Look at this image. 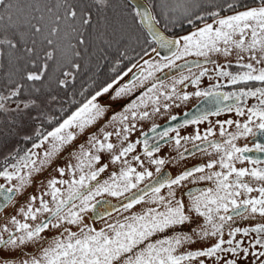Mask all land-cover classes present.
Segmentation results:
<instances>
[{"label": "snow or ice", "instance_id": "1", "mask_svg": "<svg viewBox=\"0 0 264 264\" xmlns=\"http://www.w3.org/2000/svg\"><path fill=\"white\" fill-rule=\"evenodd\" d=\"M222 11L231 14L221 16ZM128 18L137 25L138 35L127 34L125 22ZM208 19L212 22L208 23ZM197 22L203 26H197ZM178 24L181 27L191 26L194 30L178 37L167 35ZM133 42L141 46L145 55L148 52L142 47L143 44L154 45L153 52L164 49L170 53L163 58L166 61L163 65L144 62L148 64V76L152 75L153 68L160 70L162 67H179L176 60L187 56L202 57L205 62L214 63L210 59L213 54L227 58L235 51L238 67L243 70L233 74L225 70L231 66L227 64L216 69L217 76L227 77L228 82L233 85L247 82L264 85V0H149L147 4H138L135 0H0V119L6 120L8 134L19 135L24 140L31 139L24 134V128L36 120H47L51 124L49 113L57 106L64 110L63 105L67 103L65 97L71 99L75 95L67 90L75 88L78 80L81 82L79 95L84 96L95 83L93 77L103 62L112 58L110 70L115 71L122 58L132 59L130 52L140 55L132 47ZM245 53L248 54L249 62L240 63ZM136 66L133 63L122 76L95 89L90 98L81 102L51 131L42 134L37 128L36 136L39 141H33L32 147L23 155H19L17 150L5 157V160H15V163L5 166L0 171V177L9 182L15 180L16 184L10 187L0 184V211L13 204L16 196L23 195L26 189L35 186L38 194H29L26 203L16 210V215L22 216L25 221L35 222L39 219V222L30 226L29 223L17 220L15 215L3 217L13 226L14 232L9 230L7 224L0 227V233H7L6 239L0 235V253H6L0 254V264H185L186 261L197 258H215V264H237V258H246L250 253L248 248L241 247L240 242L234 243V237L238 233L247 236L249 232L257 234L249 247L255 248L258 245L264 249V223H261L252 228L232 229L228 240L218 239L203 250L175 254L181 245L196 242L193 235L198 240L222 236L225 224L234 217L243 218L245 214L264 217V186L253 188L242 182V178L246 176L264 182V167L249 170L234 166V162L246 159L244 153L264 152V145L241 148L233 143L239 135L255 136L256 132L251 125L264 136V86L227 94L211 88L193 93L197 97L214 98L218 106L223 101L235 100L238 116L245 114V110L239 106L242 98L255 97L258 103L247 109L246 123L236 124L237 129L242 131L231 134L222 144L209 142V146L219 154L218 160L185 169L175 178L157 179L155 183L138 189L139 194L134 192L131 196H125V193L137 188L145 178L152 177V173L147 169L137 172L127 160L118 174L114 171L108 179H97L108 165L94 167L101 161V155L95 153H113L116 147L108 142L113 134L110 132H104L102 140L97 139L93 133L87 138L88 150L80 145L79 155L74 151L70 152L69 155L76 159V164L68 163L64 167L56 165L52 168L55 159L76 139L77 134L83 133L105 115L107 106L101 105L98 98L108 94L114 84ZM184 66L189 72L192 71L188 61H185ZM195 67L203 70L191 79L193 86L198 85L200 77L208 71L200 62H195ZM140 77L147 79L141 71L139 77L118 87L110 99L117 100L130 94L136 79ZM186 79L188 77L182 76L174 84H183ZM155 88L154 84L148 92ZM172 91L174 93L175 89ZM161 95L165 99L172 98L165 93ZM146 97L154 106L158 103L157 99L144 93L139 98V103L134 101L125 106L122 113L111 117V122L119 121L123 125L115 133L120 144L128 140L127 133L131 130L126 123L129 120L128 114H131L133 120L137 119L136 110L146 104ZM177 98L187 101L189 95L185 93ZM9 104L15 106L9 107ZM220 110L218 107L217 115ZM231 110V107L227 109ZM155 111L159 109L156 108ZM148 115V112H143L139 114V119H145ZM206 118V113L197 115L185 119L180 126L198 124ZM171 119L175 120L176 117ZM226 123L232 124L233 121ZM220 128V135L223 137V124ZM173 130L165 128L159 134L160 140ZM100 131L103 132V127ZM151 131L155 132V127ZM210 135L211 129L203 138L196 134L182 139L207 141ZM143 143V154L151 158L150 163L156 166L159 174L165 160L152 158L153 153L160 150L159 141L149 145L148 140L144 139ZM174 143L179 147L181 137H175ZM45 144L47 147L42 152L34 151ZM194 147L207 151L200 145ZM134 149L133 143L121 147L118 154L110 156V163L119 162ZM178 156L184 159V153H179ZM133 160L143 167L139 156H134ZM248 162L253 165L264 163L251 159ZM217 164L222 171L196 176L206 169L215 168ZM9 167L12 171L8 170ZM50 168L60 177L67 174L71 178L58 179L51 176V172H48L51 178L44 176ZM233 176L235 178L230 179ZM36 177L40 179H35ZM190 178L193 184L212 181L214 187L188 191L189 199L185 203L177 198L175 188L182 186ZM165 187L168 189L167 197L159 195L161 188ZM253 191L259 193L258 198L236 199L242 193ZM104 194L124 197L128 201L122 204L124 211L144 202L145 196H149L147 203L158 205L163 211L157 207H148L139 214L124 216L122 220L106 221L97 230L84 223L83 214L92 210L93 201ZM37 202L38 206L33 207ZM221 212L224 215H220ZM100 218L104 219V214H100ZM199 218H202L203 223L199 222ZM185 225L189 226L190 232L184 230ZM73 227L78 231H71ZM53 229L63 231L51 238L43 235ZM166 230H172L174 234L170 238L150 242L151 237ZM28 243L37 245L35 252L38 254L22 251L23 246ZM225 244L228 247H224ZM13 252H18V255L13 257ZM221 252L226 256L230 254L233 258H221ZM241 252L243 257L239 255ZM251 255L259 259L264 257V251H253ZM21 256L28 258L20 259ZM200 264H204V260ZM261 264H264V260Z\"/></svg>", "mask_w": 264, "mask_h": 264}, {"label": "flooded vegetation", "instance_id": "2", "mask_svg": "<svg viewBox=\"0 0 264 264\" xmlns=\"http://www.w3.org/2000/svg\"><path fill=\"white\" fill-rule=\"evenodd\" d=\"M221 16H224V15H221ZM207 22L211 23L212 21L211 19H209ZM197 26H203V25L200 23ZM192 30L194 29L189 28L185 32L181 33L180 35H186ZM180 35H175V36L178 37ZM169 36H172V35H169ZM243 55H244V59L240 61V63L249 62L247 59L248 54L245 53ZM210 59L214 61V63L205 62L204 58L202 57L187 56L183 59L176 60L175 63L176 65L180 67V70H176L177 67H170V68L162 67L160 70H156L153 68L151 69L152 71L151 76H148V71H149L148 64H145L144 62L148 61L149 64L163 65L164 63H166V61L162 57H159V56H155L149 60L147 59L144 61L141 60L136 64L137 66L136 68L132 70V72L128 73L127 76H123V79L118 80V83L114 84L113 89L110 90L108 94H105L104 96L98 98L99 103H101V105L107 106V110L105 112V115L102 118H100V120H98L96 124L88 127L87 130H85L87 132L84 133V140H86L88 136L93 133L96 134L97 139L102 140L104 132H110L113 134L112 136H110L108 142L113 143L116 146L113 150V153H107V152L95 153L97 155H101V161H100V164L94 165V167H100L101 165H104V164L108 165V167L106 168V171L101 173L100 176L97 178L98 180L103 181L105 179H108L109 176L114 171L118 174L119 170L122 167H124L125 160H127L130 166L135 168L137 172H142L145 169H147V171H150L152 173V177L145 178V180L141 181L140 184L137 185V188H134L130 192L125 193V196H131L132 193L134 192L137 193L138 189L144 188L146 184L150 183L152 180L158 177H160V179L164 177L175 178L176 175H178L180 172H182L185 169L192 168L194 166H199L202 164H206L209 161L218 160L219 154L215 152V150H213L209 146V142H218L222 144L225 139L231 136V134H235V133L242 131V129L240 130L237 129L236 124L239 123L243 125L244 123L247 122V109L252 107L253 105H256L258 101L255 97L242 98L239 106L245 110V114L238 116L235 110V105L237 103L235 100L223 101L218 106L214 98L197 97L193 95V93H195L197 90L206 91L211 88L214 91L227 94V93L239 92L241 90L246 91L250 87L254 90L255 87H261L264 85H260L258 82H247V83H239V84L233 85L228 82L227 77L217 76L216 69L220 66L227 65V64H230L231 66L227 67L225 70L233 74H236L237 72L243 70L238 67L237 56H236L235 51H233V53L227 58H224L222 55H219V54H213L210 57ZM185 61H188L189 65L192 67L191 72L188 71L187 67L183 66L185 64ZM195 62H200L204 64V67H206L208 71L203 77H200L198 85L193 86L191 84V79L194 78L195 76H198L199 72L203 70L201 68H196ZM256 66L260 67V65H256ZM141 71L144 72V76L147 77V79H144L143 77L136 79L135 86L132 88L130 94L124 95L117 100L110 99V96L114 95V91L118 87L122 86L125 83H128L131 76L133 74H136L137 72L139 73L135 77H139ZM170 72L173 74L167 76L166 74L167 73L170 74ZM182 76L188 77V79H186L183 84H174V81L179 80ZM154 84L156 85V88L152 92H148V89L151 88ZM217 85H219L218 88L216 87ZM173 88L175 89L174 93L172 91ZM144 93H147L148 97H154L155 99H157L158 103L154 106L152 104V101L147 99L146 97L145 98L146 104L144 106L139 107L136 110L138 113L137 119L133 120L131 118V114H128L129 120L126 123L130 127L131 130L129 133H127L128 140L123 141V144H120L117 136L115 135L116 133L115 130L122 129L123 125H121L119 121L111 122V117L114 114L122 113L124 107L127 106L128 104L134 101L136 103H139L140 102L139 98ZM161 93H165L166 95L172 96V98L165 99V96L161 95ZM185 93L189 95V99L187 101L177 98V97L183 96ZM218 107L221 110L219 114L217 115L216 112H217ZM229 107L232 108L231 111H227ZM156 108H158L159 111H155ZM191 111H193V113L192 115H190L189 119L193 118L194 116L205 114V113L207 114V118L198 124L189 123L181 127L180 125L183 124V121H184L181 118L185 114ZM143 112H148L149 115L145 119L141 120L139 119V114H142ZM171 117H176V119L172 120ZM177 119L179 120L176 121ZM226 121H233V123L227 124ZM221 124H223L224 132H225V136L223 137L220 135V132H221L220 125ZM104 125H107V127H104ZM133 125L134 127H132ZM251 126L256 132V135L255 136H253L252 134L239 135L238 138L235 141H233V143H235L237 147L254 148L256 144L264 145V136L260 135L259 131L255 129L254 125H251ZM102 127H103V132L100 131ZM153 127H155L156 129L155 132L151 131ZM165 128H171L174 130L169 131L168 136L165 137L163 140H160L159 134L163 132ZM209 129H211L212 135L207 137V141L203 139L196 140V141H192V140L184 141L182 139L185 136H193L196 134H199L203 138ZM51 130H48V131H51ZM113 130L114 132H112ZM27 131H28V128L23 130L25 134H27ZM47 132H43V133L41 132V133L46 134ZM33 135H36V132L33 133ZM177 136L181 137V144L179 147H177L176 144L174 143V138ZM144 139L148 140L149 145H154L157 143V141H159L161 145L160 150L158 152H154L153 157H152L155 159L165 160V164L161 167V172L159 174L156 172V166L150 163L151 158L146 157L143 154V151H144L143 140ZM8 140L10 141V143H7L5 145L4 150L0 152V171H3L5 166L15 163V160H12L11 158H9L8 160H5V157L8 156L9 153H14L18 150L19 155H23L25 151H27L28 149L32 147L33 141H37V142L39 141V137L35 138L30 143H28L29 140H24L20 137L19 138L11 137L10 139L8 138ZM85 142H87V140L77 145L79 146L83 145L85 144ZM129 143L135 144L134 151L129 153L126 157H122L119 162L115 164H111L110 156L112 154H118L121 147H126L127 144ZM194 145H200L201 148H206L207 151H202L194 147ZM186 149H188L189 151H185ZM69 150L71 151L72 148H70ZM78 150L79 148L77 149V151ZM66 152L67 150L65 151L63 155L55 159L52 165V168H54L56 165L64 167L66 164L69 163L67 159L70 155H69V152L67 153ZM179 153H184V159L179 158L178 156ZM134 156L140 157V161L143 163V167H141L140 164H138L135 160H133ZM244 156L246 157L244 161L234 162V166L236 168L238 169L245 168V169L251 170L253 168L264 167V163L253 165L248 162L249 159L264 161V152L250 151V152L244 153ZM8 170L12 171L11 167H9ZM85 171H87V168H85ZM212 171H222V170L219 168L217 164L215 168L211 170L206 169L204 173H197L196 176L198 177L200 175H206ZM48 172H51L52 174L54 171H52L50 168L47 172L44 173V176L49 177ZM55 177L60 178L59 175H56ZM70 178L71 177L69 176L68 179ZM234 178L235 177L233 176L230 179H234ZM1 179H4V178L0 177V184L4 185L5 187H10L9 181H6V180L2 181ZM36 179H40V177ZM191 179L192 178H190L189 181L184 182L182 186L175 188L177 198L181 199L185 203H187L189 199L187 195L188 191L190 190L200 191L208 187H214V184L212 181H198L197 183L193 184L191 183ZM242 182L248 183L249 186L253 188H259L261 186H264V182L256 181L253 178L248 177V176L242 178ZM34 188L35 186L31 187L30 190L29 189L25 190L23 195L16 196L15 200L13 201V204H10L8 208L0 211V227L7 224L9 230L14 232L13 226L11 224H8L7 220L3 219V217L15 215L16 219L18 220V215H16V210H18L20 206L26 203L27 196L33 192ZM167 193H168V189L165 187V188H161L159 195H163L167 197ZM149 195H151V193ZM258 196H259V193L256 191H253L251 193H242L241 196L236 197V199L239 201V200L246 199V198H258ZM148 200H149V196H145L144 202L134 205L133 208L130 209L129 211H124L122 207V204L126 201L124 197L116 198V197H111V196H108L107 194H104L100 197H97L96 201H93L94 208L92 210H90L88 213L83 214L84 223L89 224L90 226L99 230L101 227L105 225L106 221L114 222L117 219L122 220L124 216L131 215L133 213L139 214L148 207H157L158 210L162 209V207L158 205L147 203ZM118 205L120 206L116 207ZM116 209H119V211H117ZM108 213H110L111 215H108ZM100 214H104V219L100 218ZM220 215H224V213L221 212ZM42 218L43 217H40V219ZM37 222H39V219ZM199 222L203 223L202 218H199ZM31 223H34V221H32ZM261 223H264V217H260L258 214L256 215L245 214V217L243 218L237 216V217H234L233 220L228 221L227 224H225L223 228L222 236H217V237L210 236V237H207L205 240H213L214 243H216L218 239H223L226 241L230 238L229 232L232 229L252 228ZM229 225L231 227H229ZM70 230L74 232L78 231V229L75 227L71 228ZM61 231H63V229H59V230L53 229L50 231H46L43 235L45 237L51 238L55 235H58L59 232ZM51 232H55V233H51ZM46 233H50V234H46ZM15 234L19 235V233H15ZM0 235H2L5 239L7 238V233H0ZM172 235H173L172 230H166L164 233L155 234L153 237L150 238V242H155L157 239L169 238ZM256 236L257 234L253 232H249L247 236H244L238 233L234 237V243L240 242L238 240H241V241L245 240V241H248V244H251L255 241ZM223 246L228 247L227 244ZM36 247L37 245L28 243L25 246H23L22 251L28 254H38L35 252ZM0 254L6 255V253H0ZM17 255H18V252L12 253L13 257ZM239 255L240 257L244 256L242 253H240ZM219 256L221 258L227 257L226 254L223 252L219 253ZM229 257H231V255ZM27 258H28L27 256L20 257V259H27ZM241 260H245V258L243 259L237 258L238 264L241 263Z\"/></svg>", "mask_w": 264, "mask_h": 264}, {"label": "trees", "instance_id": "3", "mask_svg": "<svg viewBox=\"0 0 264 264\" xmlns=\"http://www.w3.org/2000/svg\"><path fill=\"white\" fill-rule=\"evenodd\" d=\"M144 1L146 3L149 2V0H144ZM117 2H119V0H117ZM221 2H222V0H221ZM228 14H231V13L230 12H223V11L221 12V15H228ZM198 24H200V22H197V25ZM189 28H192V27L188 26V25H184L183 27H181L178 24L175 27H173L172 31L167 33V35H180L181 33L185 32ZM125 29H126V32L128 35H138L139 34L137 31V25H134L130 18H128L125 22ZM144 35H146V33ZM132 47L135 48L136 52H139L140 55H136V53L130 52L129 54H130V56H132V59L128 60V59L122 58L121 63L118 65V67L116 68L115 71L110 70L112 58H110L109 61L103 62L102 65L97 70L96 75L93 77V79L95 80V83L92 85V88H90L88 92H85L84 96L79 95L78 90L81 86V82L79 80L76 82L75 88L68 89L67 91L69 93H75V95L72 96L71 99H69L68 97H65V99L67 100V103H65L63 105V109H64L63 111L60 110L59 106H57V108L55 110H53L49 113V116L52 119L51 124L48 123L47 120H36V121L32 122L31 124H29L27 127H25L24 129L28 128L26 135L31 137V139H28L29 140L28 143L32 142V140H34L35 138H38L36 135H33V133L36 132L37 128H39L40 132H42V133L47 132L48 130H51L54 126H56L64 118H66L68 115H70L71 112L74 111L75 108L78 107L81 102H83L86 98H90V94L95 89H99L102 85H105L106 83H111L114 78H117L118 76H122L123 73L125 71H127V69L129 67H131V65L133 63L137 64L142 58L149 55L151 50H152V47H154V45H152V46H149L147 44L142 45L143 48L147 49V52H148L147 55H145L141 51V46L137 45L135 42H133ZM86 86L87 85H85V87ZM73 101H75V102H73ZM0 128L2 129V125H0ZM0 132H1V130H0ZM2 133H3V135H2L3 137H7L9 139L11 137L12 138L13 137H17V138L20 137L21 138V136H19V135H16V136L9 135L7 132V124H6V127L3 129ZM24 134H25V132H24Z\"/></svg>", "mask_w": 264, "mask_h": 264}, {"label": "rangeland", "instance_id": "4", "mask_svg": "<svg viewBox=\"0 0 264 264\" xmlns=\"http://www.w3.org/2000/svg\"><path fill=\"white\" fill-rule=\"evenodd\" d=\"M15 105L14 104H9V107H14ZM6 120L5 119H0V125H2V129L0 128V130H1V132H0V152H2L3 150H4V148H5V145L7 144V143H10V141L8 140V138L7 137H3L2 135H3V133H2V131H3V129L6 127ZM85 130H87V128L85 129ZM84 130V132L83 133H78L77 134V137H76V139L70 144V145H68V146H66L62 151H61V153L59 154V156H61V155H63L64 153H65V151L67 150V152H69L70 150V148H72V150L70 151V152H75L77 155H79V150L77 151V149L79 148V145H77V144H80L81 142H83V141H86V140H84V133L85 132H87V131H85ZM115 130V129H114ZM114 130L112 131V132H114ZM74 131H77L78 132V130H74ZM115 131H117V130H115ZM100 140V139H99ZM84 145V148H85V150H87V148H89V145H88V143L87 142H85V144H83ZM78 146V147H77ZM47 147V144H45L44 146H42L40 149H35V151L36 152H42L43 150H44V148H46ZM66 152V153H67ZM69 152V153H70ZM58 156V157H59ZM75 160V161H74ZM67 161H69V163H71V164H76V159L73 157V156H69L68 157V159H67ZM56 175H58V173H56L55 171L51 174V176H56ZM49 176V175H48ZM51 176H49L48 178H51ZM66 177V178H65ZM64 178L63 177H57L58 179H64V180H67L68 178H69V176L68 175H66ZM36 178H39V177H36ZM35 178V179H36ZM2 181H4L5 179H1ZM14 184H16V181L15 180H13V181H11V182H9V185L10 186H12V185H14ZM58 187H59V185H58ZM29 190H30V188H28ZM27 190V189H26ZM31 194H33V195H37L38 193H37V189H36V187L33 189V192L31 193ZM45 199H50L49 197H45ZM34 207H37L38 206V202L36 203V204H34L33 205ZM160 211H163V208L162 209H160ZM18 220L20 221V222H22V223H24V222H26V223H29V225L31 226V225H33L35 222H37V221H35L34 223H31L32 221L31 220H28V221H25L24 219H23V217L22 216H20V215H18ZM184 229H185V231H189L190 232V229H189V226L188 225H185L184 226ZM51 233H55V232H51ZM46 234H50V233H46ZM158 234V233H157ZM174 234V233H173ZM170 238V237H169ZM193 240L194 241H196L195 243H190V244H183V245H181L180 247H178L177 248V251H176V253L175 254H177V255H179V254H184V253H187V252H190V251H197V250H203V249H205L206 247H208V246H211V245H213L214 244V241L213 240H202V241H200V240H198L195 236L193 237ZM238 241H240V243H241V247L242 248H248L249 249V255L245 258V260H241V263L240 264H253V261H255V264H261V261L262 260H264V257H260L259 259H257L256 257H254V256H252L251 255V253L253 252V251H255V252H257V253H259V252H261V251H264V249H262V248H260L258 245L255 247V248H251V247H249V245L250 244H248V241H245V240H243V241H241V240H238ZM254 243V242H253ZM242 253V252H241ZM243 254V253H242ZM244 255V254H243ZM230 256V255H229ZM229 256H227V257H222V258H228V259H231L232 257H229ZM248 258H249V260H248ZM201 260H204V264H215V260H214V258H197V259H195V260H192V261H186L185 262V264H200V261ZM237 264H238V261H237Z\"/></svg>", "mask_w": 264, "mask_h": 264}, {"label": "water", "instance_id": "5", "mask_svg": "<svg viewBox=\"0 0 264 264\" xmlns=\"http://www.w3.org/2000/svg\"><path fill=\"white\" fill-rule=\"evenodd\" d=\"M135 3H138V4H147L144 0H135ZM168 55H170V53L169 52H167L166 50H164V49H157V51L156 52H153V51H151V53L149 54V56H147L146 58H144V59H142V61H144V60H149V59H152L153 57H155V56H159V57H162V58H164L165 56H168ZM185 65V64H184ZM183 65V66H184ZM176 70H180V67H177V69ZM173 72V71H172ZM139 72H137L136 74H133L132 76H131V78L129 79V81H131L137 74H138ZM171 74H173V73H171L170 72V74H166L167 76L168 75H171ZM164 75H165V73H164ZM163 75V76H164ZM128 81V82H129ZM192 113H193V111H191V112H189V113H187V115H184L181 119H183V120H185V119H189L190 118V115H192ZM179 119H177L176 121H178ZM157 179H160V177H158V178H156V179H154V180H152L150 183H148V184H153V183H155V181L157 180ZM138 193V192H137ZM139 194V193H138ZM125 202H128L127 200L125 201ZM124 202V203H125ZM121 205V204H120ZM120 205H118V206H116V207H119Z\"/></svg>", "mask_w": 264, "mask_h": 264}]
</instances>
